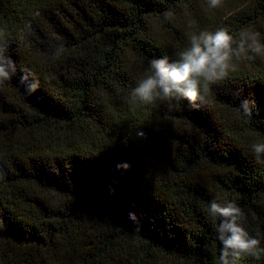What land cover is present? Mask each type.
Masks as SVG:
<instances>
[{"label":"trees","instance_id":"trees-1","mask_svg":"<svg viewBox=\"0 0 264 264\" xmlns=\"http://www.w3.org/2000/svg\"><path fill=\"white\" fill-rule=\"evenodd\" d=\"M218 12L207 0H0L14 66L0 82V264H217L214 199L234 201L264 248V156L252 152L264 63L236 61L196 106L131 99L150 61L176 60L191 34L246 29L264 44V0Z\"/></svg>","mask_w":264,"mask_h":264},{"label":"clouds","instance_id":"clouds-1","mask_svg":"<svg viewBox=\"0 0 264 264\" xmlns=\"http://www.w3.org/2000/svg\"><path fill=\"white\" fill-rule=\"evenodd\" d=\"M207 3L210 8H217L222 0H207ZM164 16L170 18L172 13L165 12ZM189 41V46L178 53L176 60L170 61L165 56L150 61L143 78L131 91L134 102L152 105L157 100L167 101L171 107L172 101L183 99L196 106L197 101L204 102V94L209 91L210 84L225 78L235 69V61L242 57L254 59L264 55V44L259 39V33L246 29L239 32L238 38L224 28L214 32L200 31L191 34ZM4 50L0 48V82L11 79L14 71L11 62L2 57ZM63 51V46H59L53 55L59 56ZM29 87L30 91L36 90L35 85ZM237 111L249 118L252 115L247 101ZM139 135L143 137L142 132ZM252 152L257 158L264 156V143L253 144ZM208 211L214 219L219 220L215 225L216 240L220 244L217 264H238L245 256L264 253L260 241L244 227V212L234 201L220 202L214 199L209 202ZM130 219L136 220L134 213H130Z\"/></svg>","mask_w":264,"mask_h":264},{"label":"rangeland","instance_id":"rangeland-1","mask_svg":"<svg viewBox=\"0 0 264 264\" xmlns=\"http://www.w3.org/2000/svg\"><path fill=\"white\" fill-rule=\"evenodd\" d=\"M245 0H222V3L219 7V12H218V16L220 18V16H223L224 14H229L232 11L240 8L241 4H243ZM217 8H213V11L216 12ZM250 59L244 58L242 57L239 61H240V66H245V65H250V64H254V63H250L249 62ZM254 62L257 63H264V55H260V56H256L254 59H252ZM238 62V61H237ZM235 61L236 67L234 70L230 71L229 73H234L237 71L238 67V63ZM246 67V66H245Z\"/></svg>","mask_w":264,"mask_h":264}]
</instances>
